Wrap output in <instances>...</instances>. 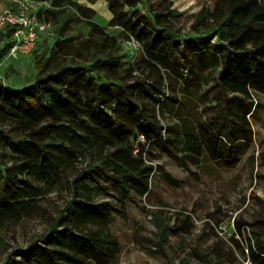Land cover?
I'll list each match as a JSON object with an SVG mask.
<instances>
[{
    "label": "rangeland",
    "instance_id": "obj_1",
    "mask_svg": "<svg viewBox=\"0 0 264 264\" xmlns=\"http://www.w3.org/2000/svg\"><path fill=\"white\" fill-rule=\"evenodd\" d=\"M82 1L69 0L54 10L56 16L45 14L38 18L49 25L52 36L42 38L33 51L38 50L48 57L56 41L63 38L71 40L70 44L76 47L85 41L90 42L88 46L97 41L98 38L91 36L87 19L82 18L74 6L90 8L86 0ZM105 1L99 0L96 3L99 7L91 8L96 13L92 21L104 32L117 37V53L126 56L129 52L123 44L125 38L110 30L111 13ZM138 9L140 15H145L146 36L157 32L163 36L170 32L171 42L176 40L175 51L191 64L185 61L184 67L183 64L169 65L166 70L161 68L147 77V69L140 63L142 52L138 50L133 54L131 63L135 67L138 64L142 69L140 73L149 83L160 87L156 74L166 80V85L159 90L166 92L169 99L154 103L158 127L166 131L165 138L170 141L184 130L182 126L191 133L203 126L213 136L215 126L221 120L216 107L219 99L216 77L222 61L212 57L213 46L218 42L212 35L216 27L214 20L227 12L228 1L142 0ZM166 9L173 12L171 16L167 15ZM163 13L165 17L160 16ZM155 16L159 18L154 19ZM62 19L68 23L63 25ZM62 25L64 29L60 33L58 28ZM197 40L202 41L200 54L184 51L187 42ZM8 48L9 45L0 42V77L3 78L0 83L12 89L28 87L37 76L32 54H20L18 60L10 62V59L4 60ZM85 50L81 57L61 55V64L82 71L91 70L94 62L89 54L92 51ZM88 74L91 84L110 79L95 70ZM137 77L143 79L139 74ZM130 79L136 80V77H129L128 83ZM83 96L79 95L80 98ZM254 99L258 105L254 117L248 118L247 130L251 141H237L244 154L237 156L235 166L212 156L206 148L196 163L182 147L171 148V142L165 140L153 145L150 154L145 156V160L153 165L148 194L138 196L130 191L124 206L119 201L105 161L90 148L77 149L76 158L65 162L57 172L53 171L49 183L43 182L39 174L16 175V184L26 181L40 189V196L26 201L27 209L18 219L0 223V264L18 262L17 252L41 236L47 239L51 223L66 204L80 199L109 201L115 210L107 224L81 227L84 232L102 231L116 242V247L109 249L112 252L110 264H254L249 248L264 257V94H257ZM0 130L12 140L23 139L29 134L12 120L0 121ZM238 133L241 134L240 129ZM56 139L60 142L58 137ZM133 144H140V139ZM14 161V156L0 152L2 172ZM81 171L89 172V175L76 181ZM88 187L92 191H85ZM37 245L42 246V243Z\"/></svg>",
    "mask_w": 264,
    "mask_h": 264
},
{
    "label": "trees",
    "instance_id": "obj_2",
    "mask_svg": "<svg viewBox=\"0 0 264 264\" xmlns=\"http://www.w3.org/2000/svg\"><path fill=\"white\" fill-rule=\"evenodd\" d=\"M33 1L51 3V8L39 12L40 17L45 14L56 16L54 10L69 2ZM86 1L90 8L92 4L94 8L99 7L95 4L98 0ZM141 1L107 0L112 14L110 30L116 31L120 38L132 36L142 44L140 63L147 69V77L161 68L166 70L169 65L182 66L185 61L191 65L175 51L176 40L171 42L170 32L163 36L160 32L146 36L145 15H140L138 9ZM227 1V12L214 20L216 27L212 35L218 40L213 46L212 57L222 61L216 77L219 87L216 107L221 120H218L213 136L203 126L197 127L193 133L182 126L184 130L171 141L166 140V131L158 127L154 108L156 101L163 103L169 99L166 92L159 90L166 85L165 78L156 74L159 88L149 83L140 73L142 69L138 64L135 67L129 61L128 53L126 56L117 53V37L104 32L92 21L95 11L74 4L79 15L87 19L91 36L98 38L97 41L89 46L90 42L85 41L76 47L70 44L71 40L63 38L56 41L48 57L34 50L31 54L37 76L31 85L12 89L0 83V121L12 120L29 132L23 139L12 140L0 130V152L14 156L15 160L3 172V163H0V223L18 219L27 209L26 201L40 196V189L26 181L16 184V175L39 174L43 182L49 183L53 171L57 172L65 162L76 158L77 149L90 148L99 153L112 176L122 206L130 191L138 196L148 194L153 165L145 160V156L150 154L153 145L165 140L171 142V148L182 147L196 163L208 150L217 159L235 166L237 156L244 154L237 141H251L247 130L248 118L254 117L258 105L254 96L264 94V0ZM166 11L169 16L173 13ZM62 22L63 25L68 23L65 19ZM63 25L58 28L60 33ZM11 32L8 29L6 34L0 35V41L7 39ZM200 43L201 40L187 42L184 51L198 55L202 49ZM5 44L9 45L6 41ZM86 48L92 51L89 54L94 62L91 70L82 71L61 64V55L81 57ZM92 70L110 79L91 84L88 73ZM138 74L143 79H138ZM131 76L136 80L130 79L128 83ZM80 94L84 95L83 98L79 97ZM137 139L140 144L135 146L133 142ZM88 175L89 172L81 171L75 179L80 181ZM90 189L88 187L85 191H92ZM114 213L109 201L71 200L51 223L47 239L41 236L29 243L24 250L17 252L16 257L20 260L13 264H87L90 261L110 264L112 252L109 249L115 248L116 242L102 231L84 232L81 227L107 224ZM38 242L42 246H38ZM249 250L254 264H264L260 253L252 248Z\"/></svg>",
    "mask_w": 264,
    "mask_h": 264
},
{
    "label": "built area",
    "instance_id": "obj_3",
    "mask_svg": "<svg viewBox=\"0 0 264 264\" xmlns=\"http://www.w3.org/2000/svg\"><path fill=\"white\" fill-rule=\"evenodd\" d=\"M49 8L50 2L0 0V35L6 34L8 29L12 30L7 39L0 41L9 44L8 54L4 60L10 59V62H15L20 54L30 55L42 38L52 36L49 25L44 21H38L39 12ZM123 44L129 52L130 62L136 51L142 52V44L132 36L124 39ZM0 78L3 79L2 76Z\"/></svg>",
    "mask_w": 264,
    "mask_h": 264
},
{
    "label": "crops",
    "instance_id": "obj_4",
    "mask_svg": "<svg viewBox=\"0 0 264 264\" xmlns=\"http://www.w3.org/2000/svg\"><path fill=\"white\" fill-rule=\"evenodd\" d=\"M98 1H99V0H98ZM98 1H97V2H98ZM97 2H96V3H97ZM96 3H95V4H96ZM105 3H107V0L105 1ZM7 4H8V3H7ZM8 5H9V4H8ZM91 8H92V9L94 8V7H93V4L91 5ZM91 8H90V9H91ZM108 11H109V10H108ZM110 15H111V16H110V19H111V18H112V14H110ZM31 53H32V52H31ZM30 55H31V54H30Z\"/></svg>",
    "mask_w": 264,
    "mask_h": 264
}]
</instances>
